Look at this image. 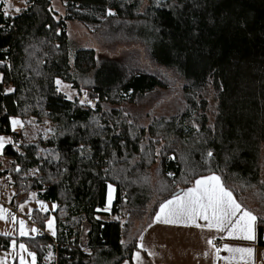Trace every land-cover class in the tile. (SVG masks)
<instances>
[{
    "label": "trees",
    "instance_id": "1",
    "mask_svg": "<svg viewBox=\"0 0 264 264\" xmlns=\"http://www.w3.org/2000/svg\"><path fill=\"white\" fill-rule=\"evenodd\" d=\"M54 1L27 0L7 16L0 3V135L12 139L1 175L12 178V206L30 193L55 204L52 236L0 234V250L15 239L35 264H132L160 204L211 174L257 217L264 246V0H61L63 16ZM68 21L140 45L180 84L168 90L157 76L73 48ZM57 80L78 95L68 100ZM161 91L173 100L167 109ZM14 117L52 131L27 141L11 131ZM49 215L29 217L42 228Z\"/></svg>",
    "mask_w": 264,
    "mask_h": 264
},
{
    "label": "rangeland",
    "instance_id": "2",
    "mask_svg": "<svg viewBox=\"0 0 264 264\" xmlns=\"http://www.w3.org/2000/svg\"><path fill=\"white\" fill-rule=\"evenodd\" d=\"M2 4V8L4 12H7L11 15H16L22 12L23 9L27 7V0H0ZM66 3L61 2V0H55L53 2V9L59 14V16L64 15ZM18 10V11H17ZM94 25L92 24H83L77 21H68L67 23V34L69 42L71 43L73 48H91L94 50L95 56L97 58H110L121 61L124 65H131L133 68H136L139 71L157 76L160 78L162 82H168L171 87H168V90L175 89L178 87L180 82L178 79L174 78L170 71H165L162 68L154 65L148 58L146 51L138 44L126 45L119 43H110L106 39H104L103 35H100L98 32H94ZM60 81V80H59ZM177 84H176V82ZM57 87L59 91L65 95L68 100L74 99L78 94L77 92L71 88L69 84H66L62 81ZM169 91L161 93L157 92L156 99H166V101L161 105V109H167L168 106L173 102ZM86 100V98H84ZM16 119L21 122L20 125H17L15 130H13V126L11 124V120ZM22 125V126H21ZM10 129L13 133L19 134L22 133L27 141H34L37 137H39L40 133H44L49 135L52 131L51 126L44 123H37L34 120H26L22 121L19 118H10ZM0 137H6V144L12 143V139L8 135H0ZM3 148H0V170L8 169V160L1 155V151ZM262 151V153H261ZM261 156L264 161V144L261 145L260 149V164H261ZM260 173V172H259ZM6 178H9L11 181L9 184L6 182ZM260 181L264 183V162L262 172L260 174ZM12 178L9 176L5 177L0 174V209H3L2 216L0 218V234L8 235V236H30V225L24 221L25 218L29 217L31 212L34 209H38L41 212H50L49 217L46 219L44 226L42 227L44 234L48 236H52L54 234V221L51 215V212L55 209V204L48 203L44 201H39L36 199L34 193H30L28 195V199L24 202L18 203L9 213L5 210L10 206V199H12V194L16 191L11 185ZM112 186V185H111ZM114 197V187L111 188V201L109 202V187H108V196L106 206L104 211H109L110 206ZM7 203V204H6ZM43 205V207H41ZM252 213V212H251ZM24 221V231L26 235H20V221ZM52 221V228H48V221ZM41 227V226H40ZM32 232V231H31ZM36 236V232H32V237ZM24 244L26 250H21L19 245ZM28 253H33L35 256L36 263V254L34 251L30 249L25 243L17 240H13L7 250H0V264H21V256L24 258L25 264H33V257ZM192 261L194 264H197V260L195 256H192ZM47 261H51L53 259L52 254L50 253L46 257ZM135 261V264H146L143 260L132 259ZM123 264H131L128 261L123 262Z\"/></svg>",
    "mask_w": 264,
    "mask_h": 264
},
{
    "label": "crops",
    "instance_id": "3",
    "mask_svg": "<svg viewBox=\"0 0 264 264\" xmlns=\"http://www.w3.org/2000/svg\"><path fill=\"white\" fill-rule=\"evenodd\" d=\"M263 162L261 156L260 174ZM4 170H0V174ZM7 183L9 184L10 180ZM193 186L194 184L191 187ZM186 189H183L181 193L175 196L182 195ZM11 201L12 199H10V206L5 209L8 213L16 209H13L14 206L11 205ZM158 211L159 207L156 213ZM155 215L150 223L151 227L148 226L139 237L138 245L143 244V248L138 247L132 259H137L138 254L139 259L143 260L146 264H194L191 258L192 255L198 261L197 264H264V246H261L259 243L256 220L252 225L255 238L253 240H244L229 236L227 229L224 231H217L215 228L209 229L207 221L202 219H197L195 224L189 225L165 224L163 222H156ZM196 225H199V227ZM262 236L264 237V233ZM208 240L215 241L216 244H208ZM226 248H252L253 252L250 255L238 252L230 253ZM217 249L220 250V253H217ZM132 264H135L134 260H132Z\"/></svg>",
    "mask_w": 264,
    "mask_h": 264
},
{
    "label": "snow or ice",
    "instance_id": "4",
    "mask_svg": "<svg viewBox=\"0 0 264 264\" xmlns=\"http://www.w3.org/2000/svg\"><path fill=\"white\" fill-rule=\"evenodd\" d=\"M18 11V10H17ZM111 14V13H109ZM7 16V12H5ZM59 85L61 82L56 81ZM59 90V89H58ZM12 91V89H7ZM83 103V101H82ZM13 130L21 122L16 119L11 120ZM22 126V125H21ZM6 137H0V148L4 147ZM208 157L212 156L211 152L207 153ZM171 176L172 174L169 173ZM109 202L111 201V188L109 185ZM43 207V205H41ZM3 209H0V218L2 216ZM239 214V215H238ZM197 219L207 221V227L209 229L215 228L217 231L228 230L229 236L238 237L244 240H253L252 225L257 219L250 211L245 210L242 206L233 198V193L226 189L219 176L208 175L201 176L195 180L194 186L187 188L180 196H173L170 200H165L159 206V211L155 215L156 222H163L165 224H195ZM20 235H26L24 231V221H20ZM48 228H52V221H48ZM199 227V225H196ZM151 227V225H149ZM32 232H36L37 229H31ZM208 244L212 241L208 240ZM21 250H26L24 244L19 245ZM143 248V244L138 245ZM230 253H246L251 254L252 248H226ZM219 251V249H217ZM33 257V264H35V256L33 253H28ZM137 254V259H138ZM21 264H25L24 258L21 256Z\"/></svg>",
    "mask_w": 264,
    "mask_h": 264
},
{
    "label": "built area",
    "instance_id": "5",
    "mask_svg": "<svg viewBox=\"0 0 264 264\" xmlns=\"http://www.w3.org/2000/svg\"><path fill=\"white\" fill-rule=\"evenodd\" d=\"M19 143H20V138H17V139L15 140V144H19ZM8 180H9V178H6V182H7ZM25 220H26V222L30 225V227H29L30 230L33 229V228L37 229V231H36V235H42V234H44L43 229H42L41 227H39V226L34 222V220H33L32 217H28V218H26ZM261 233H262V234L264 233V227H262V232H261ZM29 235L32 236V232H31V231H30ZM211 244L215 245L216 242H215V241H212ZM217 253H220V250L217 251Z\"/></svg>",
    "mask_w": 264,
    "mask_h": 264
},
{
    "label": "water",
    "instance_id": "6",
    "mask_svg": "<svg viewBox=\"0 0 264 264\" xmlns=\"http://www.w3.org/2000/svg\"><path fill=\"white\" fill-rule=\"evenodd\" d=\"M87 105L89 106L90 103H88ZM181 191H182L181 189L177 190V191L173 194V196H174V195H177V194H179V193H181Z\"/></svg>",
    "mask_w": 264,
    "mask_h": 264
},
{
    "label": "bare ground",
    "instance_id": "7",
    "mask_svg": "<svg viewBox=\"0 0 264 264\" xmlns=\"http://www.w3.org/2000/svg\"><path fill=\"white\" fill-rule=\"evenodd\" d=\"M19 138V137H18ZM17 139V138H16ZM20 141H21V139H20Z\"/></svg>",
    "mask_w": 264,
    "mask_h": 264
}]
</instances>
